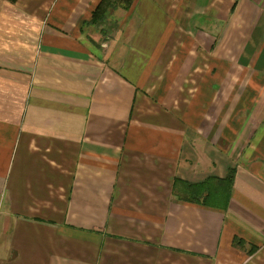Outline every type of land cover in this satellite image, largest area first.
Instances as JSON below:
<instances>
[{"label":"crops","instance_id":"1","mask_svg":"<svg viewBox=\"0 0 264 264\" xmlns=\"http://www.w3.org/2000/svg\"><path fill=\"white\" fill-rule=\"evenodd\" d=\"M101 1L0 0V264H264V0Z\"/></svg>","mask_w":264,"mask_h":264},{"label":"trees","instance_id":"2","mask_svg":"<svg viewBox=\"0 0 264 264\" xmlns=\"http://www.w3.org/2000/svg\"><path fill=\"white\" fill-rule=\"evenodd\" d=\"M130 5V0H124ZM106 6H110V10H114L117 6V0H102L98 8L92 14V23L106 19ZM233 169L224 179L209 177L200 184H188L180 180H176V196L179 200L187 201L193 204H201L206 207L220 208L225 210L228 205L229 195L233 187ZM178 185L182 187L178 190Z\"/></svg>","mask_w":264,"mask_h":264},{"label":"rangeland","instance_id":"3","mask_svg":"<svg viewBox=\"0 0 264 264\" xmlns=\"http://www.w3.org/2000/svg\"><path fill=\"white\" fill-rule=\"evenodd\" d=\"M114 21H118L119 19L117 17H113ZM117 23V22H116ZM119 23V22H118Z\"/></svg>","mask_w":264,"mask_h":264}]
</instances>
